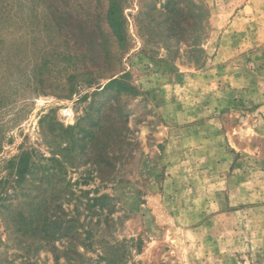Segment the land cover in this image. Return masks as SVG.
Returning <instances> with one entry per match:
<instances>
[{
  "label": "rangeland",
  "instance_id": "1",
  "mask_svg": "<svg viewBox=\"0 0 264 264\" xmlns=\"http://www.w3.org/2000/svg\"><path fill=\"white\" fill-rule=\"evenodd\" d=\"M212 2L0 0V264H264V139L246 125L228 197L179 141L211 104Z\"/></svg>",
  "mask_w": 264,
  "mask_h": 264
},
{
  "label": "crops",
  "instance_id": "2",
  "mask_svg": "<svg viewBox=\"0 0 264 264\" xmlns=\"http://www.w3.org/2000/svg\"><path fill=\"white\" fill-rule=\"evenodd\" d=\"M234 1L213 0L212 5L216 11L210 16V24L214 30L213 35L218 37V44L213 49L217 62L212 61V65L206 69L209 71L204 74L195 73L196 75L190 76L196 81L204 80L210 89L211 104L208 106L207 118L201 121L195 119V125L179 128V134H189L187 138L179 136V141L184 140L186 143L185 148L209 150L206 165L211 167L209 170L212 173L221 174L223 187L220 192H225L226 197L230 192H237L240 196L243 191L241 185L245 179H241L237 174L240 171V158L246 154V151H243L246 149V125L248 124L254 136L258 135L264 139V104L257 111L252 110L250 113L240 107L248 92L256 99L261 97L264 91V81H255V76H251L249 82L246 80V76H249L247 68L258 76L264 74L263 62L260 64V61H256V57L260 58L264 54V0H259V4L257 0H237L240 3L239 10V4ZM208 46L206 49H209ZM245 54H253V62H250L249 67ZM230 118L232 121L228 122ZM255 153L260 152L256 150L254 155ZM258 159L264 166V158L258 156ZM231 170H234V174L237 173L235 177L226 174ZM234 181L237 184L233 186L231 183ZM252 203L254 204L249 212L260 216L258 223L264 228L261 226L264 224V203L262 200ZM245 204L246 202L241 203ZM239 210H242L240 206ZM240 212L242 211H239V214Z\"/></svg>",
  "mask_w": 264,
  "mask_h": 264
},
{
  "label": "trees",
  "instance_id": "3",
  "mask_svg": "<svg viewBox=\"0 0 264 264\" xmlns=\"http://www.w3.org/2000/svg\"><path fill=\"white\" fill-rule=\"evenodd\" d=\"M12 31V30H11ZM10 31V32H11ZM117 35L118 39L122 40V35L120 33H115ZM2 40L0 39V45L2 44ZM122 78V77H121ZM93 82H89V84H92ZM117 85L119 87V91L132 89L127 84L123 82V80H112L110 87ZM125 86V87H124ZM124 87V88H123ZM129 91V90H127ZM31 155L29 153H23L21 156H19L18 164H17V176H18V183L22 182V180L26 177L28 172L30 171L31 167Z\"/></svg>",
  "mask_w": 264,
  "mask_h": 264
}]
</instances>
